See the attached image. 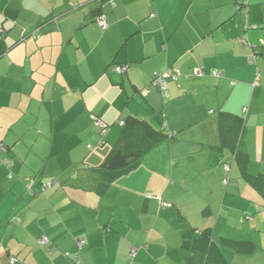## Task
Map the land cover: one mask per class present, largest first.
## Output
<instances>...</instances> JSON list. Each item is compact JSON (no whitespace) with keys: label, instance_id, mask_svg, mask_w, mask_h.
Returning <instances> with one entry per match:
<instances>
[{"label":"crops","instance_id":"crops-1","mask_svg":"<svg viewBox=\"0 0 264 264\" xmlns=\"http://www.w3.org/2000/svg\"><path fill=\"white\" fill-rule=\"evenodd\" d=\"M241 1L0 0V264H187L202 232L227 264H264V192L221 147L226 115L264 175V0ZM129 116L164 137L110 178Z\"/></svg>","mask_w":264,"mask_h":264},{"label":"trees","instance_id":"trees-1","mask_svg":"<svg viewBox=\"0 0 264 264\" xmlns=\"http://www.w3.org/2000/svg\"><path fill=\"white\" fill-rule=\"evenodd\" d=\"M220 120L222 123L221 147L231 151L233 160L241 169L243 179L254 189L264 192V175L253 176L248 172L249 157L236 146L234 137L232 139L233 129L226 125L230 121V117L222 115ZM106 126L108 125L106 124ZM163 137L164 135L160 131L152 128L147 122L129 116L124 123L118 147L108 155L106 161L99 169L103 170L110 178L124 175L136 169L143 158L151 152ZM108 184L109 181L106 179L102 185L107 186ZM224 242L238 252L249 254L254 249V245L251 242L232 240H224ZM183 248L192 254L187 264H227L214 248L209 233L202 232L201 234L186 235L183 241Z\"/></svg>","mask_w":264,"mask_h":264},{"label":"built area","instance_id":"built-area-1","mask_svg":"<svg viewBox=\"0 0 264 264\" xmlns=\"http://www.w3.org/2000/svg\"><path fill=\"white\" fill-rule=\"evenodd\" d=\"M249 5V0H242L241 1V5H239V11L246 14L247 13V7ZM96 21L97 23L100 25L101 29L102 30H106L107 29V24L104 20L103 17L101 16H98L96 17ZM262 50L264 51V43L262 44ZM258 58V54L257 55H254L253 57H251L249 59V62L250 63H255V61L257 60ZM127 70V67H118V66H113L111 68V71L112 72H115V73H120V74H123L125 73ZM205 74H204V71L203 69L201 68H196L194 69V73H193V77L195 78H201L203 77ZM180 72L174 68H169L165 73H157L152 81V84L154 86H156L161 92L162 94L167 97L168 96V92H167V85H168V81H173V82H177L179 79H180ZM213 76L216 77L217 79H219L220 77H222V73L218 72V71H215L213 72ZM94 122H95V126L97 128H100V129H105L107 128L106 124H104L101 120L97 119V118H94ZM7 147L0 143V150L2 151H7ZM52 187V183H48V184H45L42 186L41 190L44 191L48 188H51ZM149 198H155L156 196L152 193H148L147 195ZM162 206L164 207H168V208H171L172 205L169 204V203H162ZM42 244H46V240L43 239L42 240ZM80 246L83 244V241H80L79 242ZM136 254V250L133 249L132 250V256H134ZM12 263L13 264H16L17 263V259L13 258L12 260Z\"/></svg>","mask_w":264,"mask_h":264}]
</instances>
